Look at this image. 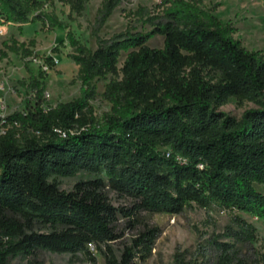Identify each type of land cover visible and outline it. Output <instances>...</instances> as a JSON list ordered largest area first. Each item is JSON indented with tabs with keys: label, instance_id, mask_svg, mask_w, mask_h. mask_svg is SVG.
I'll list each match as a JSON object with an SVG mask.
<instances>
[{
	"label": "trees",
	"instance_id": "trees-1",
	"mask_svg": "<svg viewBox=\"0 0 264 264\" xmlns=\"http://www.w3.org/2000/svg\"><path fill=\"white\" fill-rule=\"evenodd\" d=\"M90 1L67 3L81 15ZM122 2L103 1L99 29ZM42 7L40 0H0V16L23 24ZM134 15L144 18L146 11ZM43 19L41 12L34 16ZM163 19L155 23L151 18L154 29L145 34L127 31L104 40L96 33L95 51L72 39V59L81 68L84 88L78 100L44 108V88L31 76L36 106L10 117L20 125L23 141L16 128L0 137V232L8 238L0 237V264L40 251L88 254L97 264L89 243L106 247V264H136L137 249L150 252L156 233L143 234L118 259L110 244L120 238L115 228L120 210L104 193L107 186L134 201L133 208L121 210L125 217L141 211L179 214L194 202L264 219V194L253 186L264 184V56L235 40L232 27L205 18L183 0H176ZM155 36L164 37V49L148 46ZM9 49L29 53L16 42ZM122 51L129 53L119 69ZM109 75L113 79L103 98L113 113L101 126L89 101L97 96L95 80ZM230 98L262 107L238 121L215 110ZM158 147H169L172 156ZM177 155L188 164L177 162ZM82 171L105 172L108 182L97 178L64 192L50 181ZM37 225L51 231L37 232ZM175 264L198 263L177 254Z\"/></svg>",
	"mask_w": 264,
	"mask_h": 264
},
{
	"label": "rangeland",
	"instance_id": "rangeland-1",
	"mask_svg": "<svg viewBox=\"0 0 264 264\" xmlns=\"http://www.w3.org/2000/svg\"><path fill=\"white\" fill-rule=\"evenodd\" d=\"M43 9L36 11L30 21L17 24L0 16V110L7 114L5 134L16 128L20 138L21 127L10 121L15 113H26L29 106L35 107L37 93L33 88L31 76L34 75L44 90L43 107H57L78 100L83 95L81 68L72 55L75 53L71 40L95 51L98 48L97 35L104 40L124 34L127 31L149 33L156 22L164 20L166 10L171 9L176 0H123L102 28L99 29L100 10L104 0H92L86 10L78 15L73 12L67 0H40ZM192 4L205 18L214 17L224 27L230 26L232 37L239 40L249 51L264 56V0H183ZM139 9L146 11L144 18L135 16ZM44 19L34 20L38 13ZM23 46L29 53H13L9 47ZM148 46L164 49V37L155 36ZM129 51H122L118 68L122 69ZM218 80L220 76L214 74ZM123 74L118 79L121 80ZM113 79H96L95 99L89 101L94 117L103 126L106 116L113 113V105L103 98L106 86ZM262 106L255 101L230 98L217 112L240 121L249 110H258ZM86 128H83L84 130ZM57 134L66 137V133L56 129ZM77 132L72 131V134ZM40 136V133H36ZM23 141L22 138H20ZM167 158L172 156L169 147H158ZM176 161L188 164V160L177 155ZM200 169L207 167L199 164ZM102 178L108 182L105 172L97 176L88 172H79L73 177H54L61 191L72 192L80 182ZM255 190L264 194V184L254 183ZM111 204L120 210L115 224L120 238L110 244L119 259L126 248L134 247L135 241L148 231L156 233L151 251L141 247L137 249L136 264H175L177 254H183L187 261L198 264H264V219L235 208H225L213 204L210 208L191 202L179 214L138 212L135 216L125 217L124 212L134 207V201L120 195L108 186L104 189ZM124 209V212L121 210ZM37 232H50L51 229L37 225ZM239 234L241 237L233 235ZM0 237L6 242L0 232ZM222 245H226V250ZM88 249L96 258L97 264H106V247L89 243ZM10 264H94L88 254H57L40 251L28 259L16 258Z\"/></svg>",
	"mask_w": 264,
	"mask_h": 264
},
{
	"label": "built area",
	"instance_id": "built-area-1",
	"mask_svg": "<svg viewBox=\"0 0 264 264\" xmlns=\"http://www.w3.org/2000/svg\"><path fill=\"white\" fill-rule=\"evenodd\" d=\"M0 31H2V29H0ZM6 117L7 114L5 113V108L1 107L0 110V135L5 134V123H6Z\"/></svg>",
	"mask_w": 264,
	"mask_h": 264
}]
</instances>
